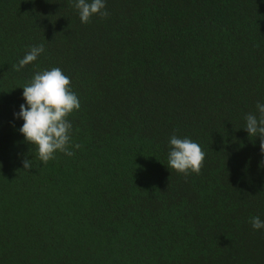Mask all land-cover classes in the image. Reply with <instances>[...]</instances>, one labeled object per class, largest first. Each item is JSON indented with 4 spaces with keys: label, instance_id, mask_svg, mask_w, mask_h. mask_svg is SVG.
Instances as JSON below:
<instances>
[{
    "label": "trees",
    "instance_id": "1",
    "mask_svg": "<svg viewBox=\"0 0 264 264\" xmlns=\"http://www.w3.org/2000/svg\"><path fill=\"white\" fill-rule=\"evenodd\" d=\"M106 9L82 24L72 0H0V264H264V152L243 129L264 102V0ZM53 67L81 147L45 165L13 114ZM173 135L199 144V174L168 168Z\"/></svg>",
    "mask_w": 264,
    "mask_h": 264
},
{
    "label": "clouds",
    "instance_id": "2",
    "mask_svg": "<svg viewBox=\"0 0 264 264\" xmlns=\"http://www.w3.org/2000/svg\"><path fill=\"white\" fill-rule=\"evenodd\" d=\"M82 24H87L93 16L106 18V0H72ZM46 51L43 44L34 45L18 61L16 70L32 64ZM70 77L59 67L35 73L31 81L22 87L24 103L19 112L13 114L15 120H22L19 133L24 141L35 150L36 157L43 164L56 158L57 153L67 157L75 155L74 150L81 146L72 143L73 125L69 117L79 111L81 105L78 95L71 90ZM243 128L249 136L259 137L264 152V102H257L256 112L245 117ZM205 153L198 143L190 138L173 135L169 139L168 168L185 176L199 174ZM264 167V164L261 165ZM25 170L31 169V161L23 160ZM255 231L264 230V220L259 216L250 218Z\"/></svg>",
    "mask_w": 264,
    "mask_h": 264
}]
</instances>
